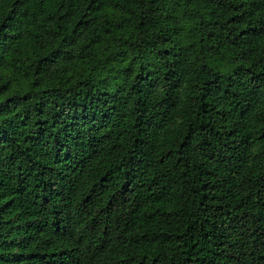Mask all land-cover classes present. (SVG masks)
Segmentation results:
<instances>
[{
    "label": "trees",
    "instance_id": "trees-1",
    "mask_svg": "<svg viewBox=\"0 0 264 264\" xmlns=\"http://www.w3.org/2000/svg\"><path fill=\"white\" fill-rule=\"evenodd\" d=\"M0 264H264V0H0Z\"/></svg>",
    "mask_w": 264,
    "mask_h": 264
}]
</instances>
